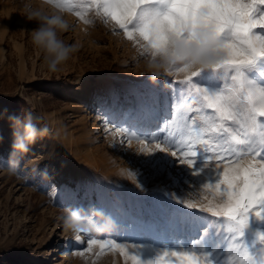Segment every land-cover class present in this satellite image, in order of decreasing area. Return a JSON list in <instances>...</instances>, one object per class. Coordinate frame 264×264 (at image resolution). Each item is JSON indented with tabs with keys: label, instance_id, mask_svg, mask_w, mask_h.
I'll return each mask as SVG.
<instances>
[{
	"label": "rangeland",
	"instance_id": "374dc122",
	"mask_svg": "<svg viewBox=\"0 0 264 264\" xmlns=\"http://www.w3.org/2000/svg\"><path fill=\"white\" fill-rule=\"evenodd\" d=\"M76 11H83L90 22L85 23ZM65 15L71 27L61 38L79 47L53 73L42 52L33 45L36 24L26 19L24 0H0V109L6 110L0 113V161L14 158L10 155V116L23 120L30 113L38 127L49 128V134L38 138L21 158L22 178L0 169V264H24L29 254L36 261L27 264H133L130 257L134 246H139L136 251L142 260L156 257L157 264H209L207 258L212 264H220L227 255L229 264H245L253 257L254 261L264 257V242L256 236L264 229V217L249 215L234 242L226 218L216 217L219 224L211 226L215 216L202 212L204 215L194 223L191 214L182 209L185 199L192 206L225 203L226 197L220 199L221 191L215 186L219 176L213 170L218 168L222 175L225 167L243 169L249 162L256 163L248 155L221 161L208 159L214 157L221 143L205 131L216 114L188 98L187 85L179 83L185 73L174 70L171 75L151 79L146 70L147 54L141 47L146 42L138 36L139 43L128 40L110 17L97 14L91 0H86L84 8L66 10ZM242 71L264 87L260 75L264 72V57ZM223 74V68L203 69L193 81L209 91H219L231 84L230 77L227 84L218 78ZM88 83L91 86L86 92L84 85ZM77 85L82 89L72 93L69 88ZM87 94L88 103L84 97ZM138 99L146 104L138 106ZM78 103L85 109L78 110ZM155 105L158 117L154 124L145 128L141 121L134 124L135 117L145 115V106L153 110ZM225 125L232 129V135H243L238 125L230 121ZM127 131L131 132L129 136ZM248 131L260 136L264 120ZM197 132L201 133L199 137ZM157 144L168 151H159ZM172 151L177 156H172ZM87 153L91 155L89 160ZM62 159L66 160L67 173L60 170ZM86 160L91 161L85 172L89 177L83 182L76 171L87 165ZM122 168L130 169L133 175L129 183ZM115 172H120L116 178L121 180L120 185L115 183ZM103 183L108 188H98ZM130 192L143 197L137 209L129 208L134 203L127 198ZM74 207L99 210L114 222V227L101 233L69 232L62 217ZM130 215L144 217L145 223L137 229L129 224ZM185 215L188 219L182 221ZM120 217L126 219L127 227L119 222ZM78 234L80 242L74 247L73 239ZM89 239H114L125 248L126 255H121L119 249L89 246Z\"/></svg>",
	"mask_w": 264,
	"mask_h": 264
},
{
	"label": "snow or ice",
	"instance_id": "6c2138e0",
	"mask_svg": "<svg viewBox=\"0 0 264 264\" xmlns=\"http://www.w3.org/2000/svg\"><path fill=\"white\" fill-rule=\"evenodd\" d=\"M50 2L68 11L84 8L86 4V0ZM91 6L96 8L98 15L102 12L103 17H110L128 40L139 43L138 36L145 42L151 41L153 52L159 46L165 28L183 36L179 29L188 22L209 23L221 36L224 41L223 60L218 68H223L224 74L218 78H223L227 84L230 77L229 87L209 91L193 81L201 70L178 67L175 71L185 73L179 83L187 85L188 98L202 103L216 114L210 118L211 123L205 131L221 143L217 144L214 157L209 156L208 159L221 161L232 156L248 155L256 161L243 169L225 167L222 175L218 168L213 170L219 176L215 186L221 191V199L226 197V201L222 205L209 206L207 210L217 217L226 218L230 236L237 242L236 237L246 226L249 215L264 217V133L257 137L248 131L256 129L258 123L264 120V87L242 71V68L264 57V0H91ZM75 15L85 23L90 22L83 11H76ZM260 75L264 77V72ZM144 114L148 120L151 119L152 109L145 106ZM225 121L238 125L244 130L243 135H232V129L225 125ZM200 135V132L196 133V137ZM204 144L207 146V141ZM156 148L161 152L168 151L160 144ZM171 155L177 156V152L172 151ZM159 163L166 165L168 162L160 160ZM181 163L184 161L181 160ZM259 239L264 242V234L259 235ZM77 241H80L79 236ZM88 244L99 245L101 250L106 247L119 249L121 255H126L125 248L114 239H89ZM134 247L130 257L133 264H157L156 257L142 260L136 251L139 246ZM248 264H254V257Z\"/></svg>",
	"mask_w": 264,
	"mask_h": 264
},
{
	"label": "clouds",
	"instance_id": "9594fccd",
	"mask_svg": "<svg viewBox=\"0 0 264 264\" xmlns=\"http://www.w3.org/2000/svg\"><path fill=\"white\" fill-rule=\"evenodd\" d=\"M26 19L36 24L32 30L33 45L39 49L47 63L50 72H57L78 51V45L67 43L62 34L70 30V22L66 18V10L57 7L50 0H24ZM51 9V11H49ZM179 32L167 28L163 31V38L153 52L151 41L144 44L147 54L146 70L151 79L161 75H171L178 67L203 70L217 69L223 60L224 41L209 23L188 22L181 25ZM13 128V142L11 145L14 158L0 161V169L10 175L22 178L20 175V160L30 151V146L38 138L49 134L47 126L38 127L33 122L32 115L26 114L24 119L9 117ZM66 230L72 233H101L110 231L114 222L96 209L74 207L66 210L62 217Z\"/></svg>",
	"mask_w": 264,
	"mask_h": 264
},
{
	"label": "bare ground",
	"instance_id": "6f19581e",
	"mask_svg": "<svg viewBox=\"0 0 264 264\" xmlns=\"http://www.w3.org/2000/svg\"><path fill=\"white\" fill-rule=\"evenodd\" d=\"M261 68V67H260ZM262 70V69H261ZM262 83V82H261ZM259 84V83H258ZM91 86V83H88V84H85L84 85V89L86 90V92L88 91V88ZM261 86V85H260ZM82 88L80 87V85H77V86H73V87H70L69 88V90H71V92L72 93H76V92H79L80 90H81ZM157 90L154 92V101L153 102H155L156 101V97H157ZM85 94V93H84ZM85 98H87V101H86V103H88V102H90V99H89V94H87V95H85L84 96ZM85 103V104H86ZM144 104H146V103H144V102H142L140 99H138V101H137V105L138 106H143ZM76 108L78 109V110H80V111H82V110H84L85 109V105H82V104H80V103H78L77 105H76ZM153 108V110H152V112H153V115H152V117H151V119H149L148 120V117L146 116V115H144L142 118H140V117H135V119H134V124H139V122L141 121V127L142 128H145L146 126H148L149 124H154L155 123V121L157 120V117H158V106L157 105H155V106H153L152 107ZM6 112V110L3 108V107H1V109H0V113H5ZM84 119V116H82V120ZM137 119H139L138 120V122H137ZM178 126V125H177ZM182 126V125H181ZM179 127V126H178ZM183 127V126H182ZM262 127V126H261ZM181 128V127H180ZM263 128V127H262ZM261 128V129H262ZM180 130V129H179ZM183 130H187V129H183ZM183 130H181L182 132H183ZM259 131H261V130H259ZM254 132V131H253ZM243 133V132H242ZM257 133V132H256ZM259 133V132H258ZM70 134V133H69ZM131 134V132L130 131H127V136H129ZM180 134V133H179ZM72 135V134H71ZM181 136V135H180ZM189 136V135H188ZM191 136V135H190ZM189 136V137H190ZM184 137V136H183ZM259 137V136H258ZM127 139V138H126ZM190 139V138H189ZM92 154V153H91ZM90 153H87L86 154V158L89 160V158H90ZM93 158V157H92ZM249 158V157H248ZM250 160V159H249ZM87 161V160H86ZM245 161V160H244ZM89 162H91V161H89ZM88 161H87V165H85V166H80V167H78L79 169L76 171V175L77 176H79L80 178H81V180L83 181V182H86L85 181V178H87V177H89V175H86L85 174V172L88 170L87 168H86V166L87 167H89L88 166V163H89ZM251 162H253L252 160H251ZM86 163V162H85ZM248 162H246V164H247ZM250 163V162H249ZM243 164V163H242ZM61 167H60V170H61V172L62 173H67L68 171H67V167H66V160H64V159H62L61 160ZM238 165V164H237ZM239 166V165H238ZM237 167V166H236ZM243 167H244V165H243ZM242 169V168H241ZM120 172H118V173H114V175H115V179L114 180H116L115 181V183L116 184H118V185H120V184H122L121 183V180H117L118 178L117 177H119V174ZM121 173H122V175H124L123 177L126 179L125 180V182L127 181L128 183L131 181V179H129V177L131 178L133 175H132V173H131V171H130V169H128V168H122V170H121ZM70 175V174H69ZM111 176V175H110ZM112 177V176H111ZM122 177V178H123ZM101 178V177H100ZM105 178V177H104ZM117 178V179H116ZM107 179V178H106ZM106 179L104 180V181H106ZM121 179V178H120ZM134 180V179H133ZM122 181H124V180H122ZM134 182V181H133ZM131 184V183H130ZM130 184H129V186H130ZM128 185V184H127ZM138 185V184H137ZM142 185V184H141ZM108 185H106V184H102L100 187H98V188H103V189H106V188H108L107 187ZM131 186H133V187H135L134 185H133V183L131 184ZM139 187H140V185H139ZM128 188V187H127ZM146 188V187H145ZM159 189V188H158ZM145 191H146V189H145ZM142 192V191H141ZM144 192V191H143ZM167 192V191H166ZM136 195V194H135ZM140 195V194H139ZM172 195H174L175 196V194H172ZM183 195V194H182ZM185 195V194H184ZM96 196L98 197V196H100L99 195V193H97L96 194ZM127 198H128V200H130V201H134V203L133 204H130L129 205V208L130 209H133V208H138V206H140V205H142L143 204V197L142 196H138V197H136V196H134V193H132L131 194V192L128 194V196H127ZM183 198V197H182ZM192 198V197H191ZM221 199V198H220ZM183 201V200H182ZM185 201H186V206H182L183 208L182 209H184V210H187L188 211V213L189 214H191L190 215V217L189 218H194V220H195V222L194 223H196V221H198V220H200V215H204L203 213H208L209 215H211V216H215L214 215V212H210V211H208L207 209H208V207L209 206H217V205H222V204H217L216 202H213V203H209V202H202V206L201 205H197V206H192L191 204H189V203H191L189 200H187V199H185ZM184 201V202H185ZM220 201V200H219ZM138 202L140 203V204H138ZM188 202V203H187ZM176 205V204H175ZM178 205V204H177ZM189 205H191V207L189 206ZM146 211V210H145ZM147 211H149V209L147 210ZM150 212V211H149ZM203 212V213H202ZM175 216V215H174ZM188 215H185L184 217L185 218H183L182 219V221L183 220H185V219H188V217H187ZM181 217H183V216H181ZM216 217L217 216H215V220H214V222H211V226H216V225H218L219 224V222H220V220H216ZM257 217V216H256ZM129 218H130V222H129V224H132L133 226L135 225L136 226V228L137 229H139L141 226V224H143V223H145V218L144 217H134L133 215H130L129 216ZM223 218V217H222ZM173 219V218H172ZM218 219V218H217ZM224 219V218H223ZM175 220V219H174ZM225 220V219H224ZM252 220V219H251ZM119 222H121V223H123V227H127L128 226V223H127V221H126V219H124L123 217H120V219H119ZM222 222V221H221ZM224 223V222H223ZM221 225V224H220ZM226 225V224H225ZM134 226V227H135ZM131 227V226H130ZM143 227V226H142ZM220 227H222V226H220ZM129 228V227H128ZM127 228V229H128ZM176 228V227H175ZM225 228V227H224ZM126 229V230H127ZM131 229H132V227H131ZM250 229V228H249ZM252 229V228H251ZM130 230V229H129ZM136 230V229H135ZM227 230V229H226ZM254 231H256V230H254ZM253 231V232H254ZM226 232V231H225ZM229 232V231H228ZM132 233H133V231H132ZM227 234V233H226ZM262 234H264V229H262V230H258L257 231V237L259 238V235H262ZM77 236H79L80 237V235L78 234ZM77 236L76 237H74V239H73V242H74V247H76L77 246V243H78V241H77ZM86 236H89V235H86ZM225 237V236H224ZM246 237V236H245ZM250 237V236H249ZM169 238H171V237H169ZM223 238V237H222ZM248 238V237H247ZM225 239V238H224ZM231 239V238H230ZM252 239V238H251ZM214 240V239H213ZM229 240V239H228ZM244 240H246L245 238H244ZM261 241V240H260ZM59 242H61V243H63V247H64V240H59ZM80 242V241H79ZM244 242H246V241H244ZM248 242V241H247ZM230 243V242H229ZM243 243V242H242ZM213 244V243H212ZM224 244V243H223ZM237 244V243H236ZM248 244V243H247ZM219 245V244H218ZM226 245V244H225ZM240 245V244H239ZM245 245V244H244ZM217 246V245H216ZM216 246H215V248H216ZM228 246V245H227ZM209 247V246H208ZM212 247V246H211ZM230 247H232V246H230ZM247 247V246H246ZM262 247H264V246H262ZM229 248V247H228ZM252 248V247H251ZM218 249H220V248H218ZM213 250V249H212ZM236 250V249H235ZM249 250H251V249H249ZM256 250V249H255ZM261 250V249H260ZM211 251V250H210ZM227 251H229V250H227ZM231 251H233V250H231ZM231 251H229V253L231 252ZM212 252V251H211ZM253 252V251H252ZM212 253H214V252H212ZM221 253H222V250H221ZM233 253V252H232ZM238 253V252H237ZM210 254V253H209ZM220 254V253H219ZM207 255V254H206ZM205 255V256H206ZM214 255V254H213ZM221 256H222V254H220ZM238 255V254H237ZM258 255H261V254H258ZM216 256V255H215ZM230 256V255H229ZM236 258V257H235ZM244 258H247V257H245L244 256ZM243 258V259H244ZM207 259H209V258H207ZM210 260H211V258H210ZM217 260V259H216ZM218 260H220V259H218ZM239 260V259H238ZM241 260V259H240ZM25 263L24 264H27L28 262H35L36 261V258L34 257V255L33 254H29L28 255V257L25 259ZM231 261V259H230V257H228V255L224 258V259H222L221 258V260H220V264H229V262ZM247 261H249V260H247ZM215 262V261H214ZM244 262H246V260L244 261ZM193 263H195V262H193ZM244 264V263H243ZM245 264H248V262H246ZM254 264H264V257L262 256V257H259L258 259H257V261H254Z\"/></svg>",
	"mask_w": 264,
	"mask_h": 264
}]
</instances>
